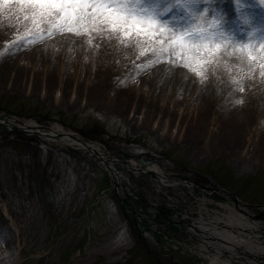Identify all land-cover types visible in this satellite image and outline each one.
Wrapping results in <instances>:
<instances>
[{"label":"rangeland","instance_id":"obj_1","mask_svg":"<svg viewBox=\"0 0 264 264\" xmlns=\"http://www.w3.org/2000/svg\"><path fill=\"white\" fill-rule=\"evenodd\" d=\"M88 2L119 7L69 23L41 7L34 22L0 14L22 24L0 34V119L60 126L112 158L160 162L167 177L226 187L264 210V0ZM58 36L79 48L41 58ZM114 44L128 53L111 55ZM163 63L195 89L160 95L162 77L151 86L147 74ZM211 84L222 94L200 101ZM114 167L121 187L89 150L0 124V264L207 263L199 235L173 224L226 213L232 198ZM122 199L173 228L152 222L165 235L156 245Z\"/></svg>","mask_w":264,"mask_h":264},{"label":"bare ground","instance_id":"obj_2","mask_svg":"<svg viewBox=\"0 0 264 264\" xmlns=\"http://www.w3.org/2000/svg\"><path fill=\"white\" fill-rule=\"evenodd\" d=\"M29 3H31L30 0H0V14L4 15L6 17H9V18H10V16L14 15V17L22 19V20H24V22H29V21L34 22V20L42 19L43 17H45V16H43L44 14L41 13L40 7L33 5V4H29ZM0 25H1L0 26V34H2L3 29H7L9 26H19L22 24L19 22L13 21V20H10V21L4 20L3 24L0 23ZM73 37L76 38V36H66V37L58 36L56 38H52V39L47 40L43 45L38 47L39 50L41 49L43 52V53L41 52L39 54V56L41 58H43L42 56H44V51L49 52V53L50 52L53 53L54 51H56L55 48L61 49L62 47L64 48V47H67L70 45L74 48V50H76L77 48H79L80 45L77 41L74 42L75 39ZM51 47H53V48H51ZM63 48H62V50H63ZM113 48L115 51H112L113 53H111V55L118 52L117 50H122L123 48L126 49L127 53H128L127 45H123V44H119V45L116 44L115 45L114 44ZM90 49H91V47H90ZM36 54H38V53H35V55ZM98 56L100 57L99 54H98ZM113 57H115V56L113 55ZM15 58H14V60H16ZM9 59L13 60V58H9ZM17 61H18V58H17ZM7 63L9 64V63H11V61L9 62V60H8ZM7 63H6V65H7ZM22 65H25V62H23ZM140 65L145 68L147 66V63L140 62ZM168 68H169L168 63H163L162 65H160L158 67H154V70L151 69L147 74V75L150 74V76H151L150 77L151 79H149V82H150L149 85H151V84L155 85L154 81L157 79V77H159V78L162 77L160 82L158 83V91H157L160 93V95L162 94V96L165 97V95H167L165 93H169V94L176 93V94L182 96V95L190 92L191 90L195 89V87H193L194 85H191L188 82L187 78L184 77V74H182L181 72H177L175 70H172V69L169 70ZM153 78H154V81H152ZM198 91H199L198 93H200V96H199L200 101L204 102V101H206V99H208V96H214V95L222 94V87L219 85L214 86L211 84L210 86L207 85ZM243 109H244V107L240 108L239 110L244 111ZM26 123L30 124V126H32V124H33V122H30V121H28ZM60 130H61V128L59 126H56V128L51 131V134L50 135L47 134L46 136L48 138H51V139L52 138L56 139V138H54L55 133L56 132L59 133ZM58 141L65 143V144H68V145H71V146H80V147H83L89 151L99 150L98 148H95V146H93V145H84L79 140V138L76 136V134L70 135V136L65 134L62 137H60L58 139ZM99 153H100V151H99ZM132 164H134V163H132ZM244 225H248V224H244ZM209 237L211 238L210 240H209ZM202 241L206 244H208L207 242H209V243L215 242L213 247L211 245L206 246L204 243H202L204 250L202 249L200 253L204 254L207 258L210 259V262H209L210 264H251L252 263V259L246 258L242 261L241 258H239L236 255L235 256L233 255L232 249H230L226 244H224L222 242V231L216 232L215 228H213L212 230L208 231L207 237L205 239H203ZM207 249H211V252L207 251ZM259 250L260 251H259L258 255L262 256L261 253H262L263 248H260ZM225 254L227 256L229 255L230 257H232V259H230L227 256L225 257Z\"/></svg>","mask_w":264,"mask_h":264},{"label":"snow or ice","instance_id":"obj_3","mask_svg":"<svg viewBox=\"0 0 264 264\" xmlns=\"http://www.w3.org/2000/svg\"><path fill=\"white\" fill-rule=\"evenodd\" d=\"M35 3L41 8H47L49 15L55 14L59 16L61 13H65V23L85 18L100 19V17L96 16L97 9L102 7L111 11L119 7V5L114 3L90 4L88 0H35ZM89 9H92V11H88ZM101 22L107 23L106 20H102ZM67 30L73 31L74 29L69 26Z\"/></svg>","mask_w":264,"mask_h":264}]
</instances>
